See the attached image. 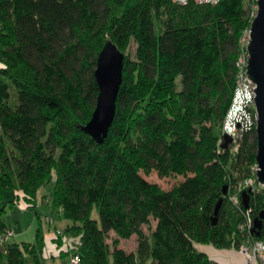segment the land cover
Instances as JSON below:
<instances>
[{"label": "trees", "instance_id": "obj_1", "mask_svg": "<svg viewBox=\"0 0 264 264\" xmlns=\"http://www.w3.org/2000/svg\"><path fill=\"white\" fill-rule=\"evenodd\" d=\"M247 3L0 0V234L9 229L6 208L19 200L36 208L38 188L54 176L53 207L68 219L54 238L65 244L55 255H78L77 264H221L197 244L243 240V215L231 207L228 186L256 161L257 131L233 150L220 123L239 38L252 21ZM108 40L124 54L122 82L115 117L97 142L84 126ZM152 170L183 179L163 188L142 174ZM263 196L264 186L249 191L258 237ZM133 234L134 251L119 246ZM45 252L40 219L34 241L0 242L4 264H58Z\"/></svg>", "mask_w": 264, "mask_h": 264}, {"label": "water", "instance_id": "obj_2", "mask_svg": "<svg viewBox=\"0 0 264 264\" xmlns=\"http://www.w3.org/2000/svg\"><path fill=\"white\" fill-rule=\"evenodd\" d=\"M257 13L251 21L250 42L248 45V79L255 84V103L257 106V179L264 185V0H257ZM124 54L111 40L99 52L96 62L95 78L99 86L96 106L91 118L85 124L88 132L97 142H102L108 133L116 113V101L122 82ZM227 140L230 139L226 136ZM226 185L223 191L226 192ZM243 203L249 205V190L242 191ZM220 204L217 205L219 207ZM217 212V208L215 210ZM264 212L255 218V228H261Z\"/></svg>", "mask_w": 264, "mask_h": 264}, {"label": "built area", "instance_id": "obj_3", "mask_svg": "<svg viewBox=\"0 0 264 264\" xmlns=\"http://www.w3.org/2000/svg\"><path fill=\"white\" fill-rule=\"evenodd\" d=\"M172 1L185 5L191 1L197 4H215L219 0ZM248 3L253 19L257 12V0H248ZM250 33L251 28L249 26L243 30L239 38V52L235 62L236 71L233 95L227 112L222 119L221 132L231 136V148L233 150L240 148L243 136L247 132L253 130L257 122V106L255 103L256 92L254 90L256 84L251 79L247 78V67L249 62V53L247 49L250 42ZM257 168H259V165L257 161H255L250 164L249 173L245 178L231 182L228 186L229 192L227 199L231 207L236 211L239 210V213L243 215V219L239 223V230L243 234V240L239 244L238 249L245 256V264H264V237H258L252 233L254 222L251 210L250 208L242 209L240 203V193L242 190H255L257 185L264 186L257 179ZM12 233V229H7L5 233L0 234V242H4L5 236L11 235ZM57 233H62L61 229H58ZM78 261V255H72L70 257L71 264H77Z\"/></svg>", "mask_w": 264, "mask_h": 264}, {"label": "rangeland", "instance_id": "obj_4", "mask_svg": "<svg viewBox=\"0 0 264 264\" xmlns=\"http://www.w3.org/2000/svg\"><path fill=\"white\" fill-rule=\"evenodd\" d=\"M249 7V3H247ZM136 43L131 42L127 53L130 58H135ZM257 125V122H256ZM222 129V122L220 123V131ZM219 140V138H218ZM142 174L150 181L158 182L163 188H170L177 182L183 179V175L175 174L168 176H160L156 170H152L150 173ZM55 177L46 184L41 185L37 190L38 202L36 208H30L23 200H19L12 207H7L3 213L5 221L9 229H12L13 233L7 235L4 238V243L8 242H21V241H34L36 237V228L41 220L42 229L45 236V253L49 255L47 261H55L58 264H62V261L69 259L71 254L68 252L63 255H55L61 249H64L65 244L63 242L61 247H57L54 238L57 236V230H63L68 222V219L62 216L61 212H57L52 203V194L54 191ZM13 191H7V194H12ZM240 200H242V193H240ZM38 213V215L36 214ZM93 217L98 218L99 212L94 206L91 212ZM155 220L151 219V226L147 224L143 225L146 232H149L154 227ZM115 236L113 231L110 232L109 241ZM70 241V238L65 239V242ZM199 248L208 252V254L218 260L222 264H245V256L239 251L236 246L231 247H218L212 243L197 244ZM53 246V247H52ZM120 247L126 251H134L137 247L136 234L131 235L129 238L120 239ZM4 264V260L0 262ZM156 264V263H155Z\"/></svg>", "mask_w": 264, "mask_h": 264}, {"label": "bare ground", "instance_id": "obj_5", "mask_svg": "<svg viewBox=\"0 0 264 264\" xmlns=\"http://www.w3.org/2000/svg\"><path fill=\"white\" fill-rule=\"evenodd\" d=\"M257 9H258V6H257ZM256 13H257V12H256ZM255 128H256V126H255ZM226 136H229V135L226 134ZM229 137H230L229 140L231 141L232 138H231V136H229ZM247 190L252 191V190H250V189H247ZM242 191H243V190H242ZM241 193H242V192H241ZM241 202H242V204L244 205V203H243V196H242V200H240V203H241ZM248 206H249V205H248ZM248 206L246 207V206L244 205L245 208H248ZM237 248H238V247H237Z\"/></svg>", "mask_w": 264, "mask_h": 264}, {"label": "crops", "instance_id": "obj_6", "mask_svg": "<svg viewBox=\"0 0 264 264\" xmlns=\"http://www.w3.org/2000/svg\"><path fill=\"white\" fill-rule=\"evenodd\" d=\"M0 66H1V63H0ZM53 247V246H52ZM208 253V252H207ZM211 258H213V257H211ZM213 259H215V258H213ZM222 264V263H221Z\"/></svg>", "mask_w": 264, "mask_h": 264}]
</instances>
